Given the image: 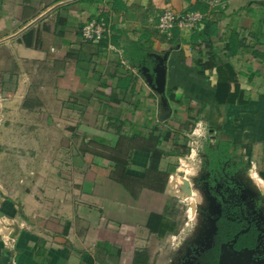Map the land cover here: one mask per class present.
<instances>
[{
    "label": "crops",
    "instance_id": "1",
    "mask_svg": "<svg viewBox=\"0 0 264 264\" xmlns=\"http://www.w3.org/2000/svg\"><path fill=\"white\" fill-rule=\"evenodd\" d=\"M166 8L204 26L163 34ZM191 149L264 196V0H0V264H170Z\"/></svg>",
    "mask_w": 264,
    "mask_h": 264
},
{
    "label": "flooded vegetation",
    "instance_id": "2",
    "mask_svg": "<svg viewBox=\"0 0 264 264\" xmlns=\"http://www.w3.org/2000/svg\"><path fill=\"white\" fill-rule=\"evenodd\" d=\"M196 237L176 264H264V196L221 150H206Z\"/></svg>",
    "mask_w": 264,
    "mask_h": 264
},
{
    "label": "rangeland",
    "instance_id": "3",
    "mask_svg": "<svg viewBox=\"0 0 264 264\" xmlns=\"http://www.w3.org/2000/svg\"><path fill=\"white\" fill-rule=\"evenodd\" d=\"M205 144V142L201 143L200 141H197L193 148L199 149L200 147L201 149V147H203V149H205ZM203 154L198 150L192 151L191 149L185 157L184 165H181V171L173 180V190L179 203V215L182 217V226L179 235L172 239H168L169 242H167V247L162 248V250L164 249V255L166 256L164 260L171 261L170 264H176L182 251L187 245H190L192 239L196 237L195 235L200 226L202 218L199 214L200 210L198 209L203 206L204 196L203 188L200 186L198 178L202 172L201 164L199 165V162L203 160ZM187 171L190 172L186 173ZM186 178L191 183L189 187L191 188L192 193L190 194L183 189V180Z\"/></svg>",
    "mask_w": 264,
    "mask_h": 264
},
{
    "label": "built area",
    "instance_id": "4",
    "mask_svg": "<svg viewBox=\"0 0 264 264\" xmlns=\"http://www.w3.org/2000/svg\"><path fill=\"white\" fill-rule=\"evenodd\" d=\"M211 6L220 4V0H207ZM204 14L201 12H190L179 14L171 8H166L159 17L158 29L161 33L168 36L172 35L176 27L197 29L204 26ZM110 28L102 21L91 20L85 23L81 28L82 37L86 41L99 43L110 36ZM184 163L181 162V165Z\"/></svg>",
    "mask_w": 264,
    "mask_h": 264
},
{
    "label": "water",
    "instance_id": "5",
    "mask_svg": "<svg viewBox=\"0 0 264 264\" xmlns=\"http://www.w3.org/2000/svg\"><path fill=\"white\" fill-rule=\"evenodd\" d=\"M157 59V63L155 64L153 71L155 73L154 75V80L151 78L150 75H148V81L152 84L154 89L160 93V95L164 98L166 101L165 97V87H166V60H167V55L165 54L164 56L161 55H155ZM153 81V82H152ZM191 185L190 181L188 179H184V184H183V189L187 193H192L191 188L189 187Z\"/></svg>",
    "mask_w": 264,
    "mask_h": 264
},
{
    "label": "trees",
    "instance_id": "6",
    "mask_svg": "<svg viewBox=\"0 0 264 264\" xmlns=\"http://www.w3.org/2000/svg\"><path fill=\"white\" fill-rule=\"evenodd\" d=\"M138 256H139V260L141 259L140 261H142V260L144 261V260H145V259H144V258H145V255H144V254L140 253ZM137 258H138V257H137ZM137 260H138V259H137ZM143 261H142V262H143Z\"/></svg>",
    "mask_w": 264,
    "mask_h": 264
},
{
    "label": "bare ground",
    "instance_id": "7",
    "mask_svg": "<svg viewBox=\"0 0 264 264\" xmlns=\"http://www.w3.org/2000/svg\"><path fill=\"white\" fill-rule=\"evenodd\" d=\"M256 181L259 182L260 180L257 178Z\"/></svg>",
    "mask_w": 264,
    "mask_h": 264
}]
</instances>
